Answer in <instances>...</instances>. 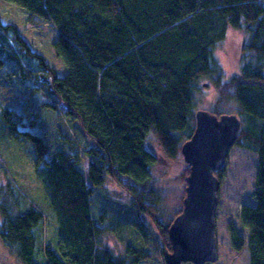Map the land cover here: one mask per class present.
I'll return each mask as SVG.
<instances>
[{"label": "trees", "instance_id": "trees-1", "mask_svg": "<svg viewBox=\"0 0 264 264\" xmlns=\"http://www.w3.org/2000/svg\"><path fill=\"white\" fill-rule=\"evenodd\" d=\"M3 1L56 29L53 46L68 72L60 76L18 27L1 17L0 65H12L9 76L18 84L47 82V92L67 105V115L90 143L83 150L60 137L62 148L51 154L43 136L23 129L21 118L0 106V141L14 137L33 144L34 177L57 226L52 235L43 212L9 179L0 187V239L11 254L22 264H140L152 258L132 246L118 255L104 243L108 214L92 216L96 193L87 175L98 190L109 180L122 187L172 249L173 220L161 217V186L153 175L160 160L148 144L154 140L169 161L182 158L196 128L201 81L219 73L215 53L232 27L247 37L240 74L225 80L217 75L219 101L211 113L220 115L223 104L235 103L242 122L236 146L258 155L257 203L243 206L239 215L247 238L233 224L228 231L235 251L247 244L250 264H264V0ZM48 105L55 106L49 100ZM82 152L90 159L87 175ZM184 173L186 183L188 166ZM140 222L135 224L143 231Z\"/></svg>", "mask_w": 264, "mask_h": 264}, {"label": "rangeland", "instance_id": "rangeland-1", "mask_svg": "<svg viewBox=\"0 0 264 264\" xmlns=\"http://www.w3.org/2000/svg\"><path fill=\"white\" fill-rule=\"evenodd\" d=\"M0 17L5 24L16 25L24 38L30 42L36 52L41 53L47 62L53 66L60 76L68 72V67L54 49L53 40L58 37L56 29L40 18L30 19L23 8L0 0ZM243 32L232 27L228 29L226 39L219 44L215 57L219 67V75L223 80L231 79L240 74L242 44L246 40ZM38 66H33L37 71ZM14 71L10 64L0 65V106L18 115L23 123L22 128L32 130L50 144V153L54 154L62 148L59 139L67 138L75 141L83 150L90 144L79 130L78 123L63 111L64 106L54 100V96L47 92L42 79L23 85L15 82L9 73ZM40 73V72H38ZM214 79L201 81V92L198 95L197 110L212 112L219 101V91ZM46 85V84H45ZM38 89L37 92H30ZM43 92V93H42ZM48 100L55 104L54 107L44 106ZM221 115L237 114L236 104H223ZM2 132L0 124V134ZM7 132V129H6ZM9 132V131H8ZM60 134L62 136H58ZM61 137V138H60ZM93 142V141H92ZM148 148L155 152L160 160L154 168L153 175L161 186V217L167 222L175 219L176 212L183 209L186 183L183 175L187 168L184 157L178 161L165 159L157 150L154 140L151 139ZM83 154V152H82ZM83 167L87 175L90 159L82 155ZM36 150L28 141H20L14 137L0 141V187L6 185L10 179L20 190L24 199L33 202L45 216L44 223L49 226L54 235V217L49 206L44 190L34 177V163ZM259 169L258 155L243 147L235 146L231 149L227 165L222 171L221 189L219 192V207L217 211V241L218 261L209 264H250L248 245L241 252L233 249L229 224L237 227L238 231L246 236L248 231L240 223L239 215L243 206L256 205L254 192L256 190V176ZM219 173L218 176H221ZM186 175V174H185ZM87 183L94 189L91 214L98 219V215L107 210V234L104 243L118 255H124L127 246L144 248L152 256L151 259L140 264H166L163 257L164 250H171L168 242L162 237L160 229L156 227L153 218L141 215L138 208L132 204L131 196L115 182L109 180L104 188L97 189L90 182ZM49 219V220H46ZM140 220L143 231L136 226L135 221ZM173 222V221H172ZM171 222V223H172ZM48 232V231H47ZM49 237V235H45ZM38 257L43 260L39 250ZM0 264H22L4 246L0 239ZM190 264V263H189Z\"/></svg>", "mask_w": 264, "mask_h": 264}, {"label": "water", "instance_id": "water-1", "mask_svg": "<svg viewBox=\"0 0 264 264\" xmlns=\"http://www.w3.org/2000/svg\"><path fill=\"white\" fill-rule=\"evenodd\" d=\"M194 134L182 147L189 168L183 209L172 222V249L166 264H209L218 261L216 217L221 180L242 122L237 114L217 115L199 110Z\"/></svg>", "mask_w": 264, "mask_h": 264}, {"label": "bare ground", "instance_id": "bare-ground-1", "mask_svg": "<svg viewBox=\"0 0 264 264\" xmlns=\"http://www.w3.org/2000/svg\"><path fill=\"white\" fill-rule=\"evenodd\" d=\"M50 82H51V81H50ZM42 93H43V92H42ZM59 106H61V107L64 106L63 111L65 112V114H67V112H68V110H67V105H66L65 103H64V104H63V103H60ZM198 111H199V110H197L196 113H197ZM79 130H80V129H79ZM57 135H58V136H62V135H60V134H57ZM164 261H165V259H164Z\"/></svg>", "mask_w": 264, "mask_h": 264}]
</instances>
